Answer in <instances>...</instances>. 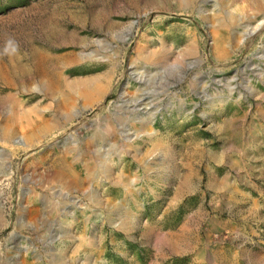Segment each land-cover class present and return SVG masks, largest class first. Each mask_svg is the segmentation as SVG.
I'll return each instance as SVG.
<instances>
[{
    "label": "rangeland",
    "instance_id": "rangeland-1",
    "mask_svg": "<svg viewBox=\"0 0 264 264\" xmlns=\"http://www.w3.org/2000/svg\"><path fill=\"white\" fill-rule=\"evenodd\" d=\"M0 264H264V0H0Z\"/></svg>",
    "mask_w": 264,
    "mask_h": 264
},
{
    "label": "clouds",
    "instance_id": "clouds-1",
    "mask_svg": "<svg viewBox=\"0 0 264 264\" xmlns=\"http://www.w3.org/2000/svg\"><path fill=\"white\" fill-rule=\"evenodd\" d=\"M17 47H18V45H16L13 40H9L6 43V46L4 48V52L9 53L10 50H11V52H15L17 50Z\"/></svg>",
    "mask_w": 264,
    "mask_h": 264
}]
</instances>
